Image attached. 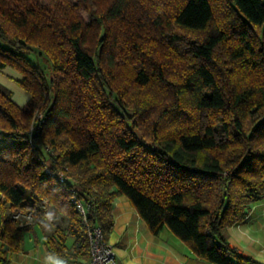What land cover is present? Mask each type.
<instances>
[{"label": "trees", "instance_id": "trees-1", "mask_svg": "<svg viewBox=\"0 0 264 264\" xmlns=\"http://www.w3.org/2000/svg\"><path fill=\"white\" fill-rule=\"evenodd\" d=\"M3 67L30 96L0 86V264L33 232L7 209L62 214L48 253L88 261L72 194L105 241L124 195L197 257L261 264L226 229L264 197V0H0Z\"/></svg>", "mask_w": 264, "mask_h": 264}, {"label": "crops", "instance_id": "crops-1", "mask_svg": "<svg viewBox=\"0 0 264 264\" xmlns=\"http://www.w3.org/2000/svg\"><path fill=\"white\" fill-rule=\"evenodd\" d=\"M16 76L21 79L20 74ZM112 216L113 226L106 241L113 247L114 259L116 252L121 255L120 264H212L194 255L167 227L152 234L124 195L115 198ZM67 224L68 221L59 227L65 229ZM55 227L56 223L48 231L36 221L33 232L27 231L22 235L21 248L7 252L11 264H44V258L49 254L46 238L56 237ZM73 240L72 236H65V253L61 257L68 264H86L87 260L73 251ZM226 240L231 249L264 264V197L251 204L241 221L226 229Z\"/></svg>", "mask_w": 264, "mask_h": 264}, {"label": "built area", "instance_id": "built-area-1", "mask_svg": "<svg viewBox=\"0 0 264 264\" xmlns=\"http://www.w3.org/2000/svg\"><path fill=\"white\" fill-rule=\"evenodd\" d=\"M38 116L40 117L41 114ZM46 150L49 151L48 148H46ZM45 171L47 173H52L49 167H46ZM56 175L60 183L66 181V176L62 171H58ZM70 201L80 215L81 223L86 229L89 245V259L86 264H116L113 256V247L105 241L102 228L97 224L88 222L87 204L75 194L71 195ZM12 216L19 224H28L32 221L34 212L20 211ZM230 250V247L226 248L227 252H230Z\"/></svg>", "mask_w": 264, "mask_h": 264}, {"label": "rangeland", "instance_id": "rangeland-1", "mask_svg": "<svg viewBox=\"0 0 264 264\" xmlns=\"http://www.w3.org/2000/svg\"><path fill=\"white\" fill-rule=\"evenodd\" d=\"M81 14L85 20L89 19L88 13L81 9ZM26 57L33 63L39 64V66L43 69L44 74L46 75V78H50L51 72L49 68V63L43 58L39 57L33 52L27 53ZM4 68V67H3ZM16 74H20L17 70L11 67H6V69H0V86L4 89L9 90L12 93V99L13 101L21 106L22 102L25 104L28 97V92L22 88L19 84L20 79L16 76ZM7 214H9L13 218V214L20 212V210H6ZM57 213V220H56V226H63L67 223V218L63 216L62 214ZM14 219V218H13ZM0 220H1V213H0ZM37 221V218L34 216L32 219V223H35ZM115 262L117 264H120L122 262L121 255L119 253H115Z\"/></svg>", "mask_w": 264, "mask_h": 264}, {"label": "clouds", "instance_id": "clouds-1", "mask_svg": "<svg viewBox=\"0 0 264 264\" xmlns=\"http://www.w3.org/2000/svg\"><path fill=\"white\" fill-rule=\"evenodd\" d=\"M56 220L57 213L55 212V210H47L43 214L41 223L46 230L51 231L55 226ZM44 264H68V261L58 254H48L44 258Z\"/></svg>", "mask_w": 264, "mask_h": 264}]
</instances>
